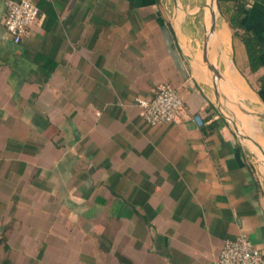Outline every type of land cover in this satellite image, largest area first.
<instances>
[{
    "label": "crops",
    "instance_id": "1",
    "mask_svg": "<svg viewBox=\"0 0 264 264\" xmlns=\"http://www.w3.org/2000/svg\"><path fill=\"white\" fill-rule=\"evenodd\" d=\"M7 1L0 264H217L241 232L264 252V53L252 71L239 0H215V71L210 0H37L20 43ZM243 1L264 48V0ZM163 84L192 115L151 125L135 99Z\"/></svg>",
    "mask_w": 264,
    "mask_h": 264
},
{
    "label": "built area",
    "instance_id": "2",
    "mask_svg": "<svg viewBox=\"0 0 264 264\" xmlns=\"http://www.w3.org/2000/svg\"><path fill=\"white\" fill-rule=\"evenodd\" d=\"M42 19L37 0L7 1L3 23L14 42L20 43ZM135 104L151 125L177 121L183 114L192 115L179 90L171 84L161 85L151 98L137 97ZM195 119L199 120L198 117ZM217 264H264V252L247 233L241 232L235 238L225 240Z\"/></svg>",
    "mask_w": 264,
    "mask_h": 264
},
{
    "label": "trees",
    "instance_id": "3",
    "mask_svg": "<svg viewBox=\"0 0 264 264\" xmlns=\"http://www.w3.org/2000/svg\"><path fill=\"white\" fill-rule=\"evenodd\" d=\"M245 14L246 4L243 0H239L236 2L234 12L228 20L231 27L235 29V34L240 35L245 43L251 70L257 71L263 66L262 55L264 53V48L258 36L252 30L245 28L243 24ZM238 29H243V32L240 33ZM260 80L262 86H264V76H262Z\"/></svg>",
    "mask_w": 264,
    "mask_h": 264
},
{
    "label": "water",
    "instance_id": "4",
    "mask_svg": "<svg viewBox=\"0 0 264 264\" xmlns=\"http://www.w3.org/2000/svg\"><path fill=\"white\" fill-rule=\"evenodd\" d=\"M214 3L215 0H210V2L208 3V8L210 9V28L208 29V33H207V37H206V41H205V46H204V52H203V60L205 65L210 69V70H214V67L210 64L209 61V51H210V40L212 39V35L215 33L216 30V10L214 8ZM213 86H216V81L213 78ZM232 123L234 125L235 131L240 135L243 136L244 138L251 140L250 138H248L247 136H244L241 131L238 129L237 124L235 123V121L232 120ZM252 142L261 150V153L264 155V149L263 147H261L258 143H256L255 141L252 140Z\"/></svg>",
    "mask_w": 264,
    "mask_h": 264
}]
</instances>
